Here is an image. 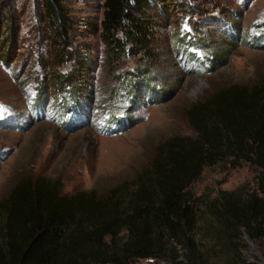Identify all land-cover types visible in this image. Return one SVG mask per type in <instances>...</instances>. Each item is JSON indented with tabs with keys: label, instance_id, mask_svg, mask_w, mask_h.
Listing matches in <instances>:
<instances>
[{
	"label": "rangeland",
	"instance_id": "rangeland-1",
	"mask_svg": "<svg viewBox=\"0 0 264 264\" xmlns=\"http://www.w3.org/2000/svg\"><path fill=\"white\" fill-rule=\"evenodd\" d=\"M40 2L0 0V200L26 176L58 179L62 193H103L133 179L160 142L191 133L190 104L230 84L264 78V0H158L165 17L152 27L146 52L133 50L113 62L103 58L91 27L102 0H61L71 35V53L55 68L63 82L41 66V57L54 54L37 15ZM188 32L197 44L185 43ZM78 76L83 97L71 92ZM254 173L243 162L205 165L189 187L199 210L189 234L211 264H224L225 255L211 235L208 204L221 190L250 192ZM242 238L244 258L263 261L261 242Z\"/></svg>",
	"mask_w": 264,
	"mask_h": 264
},
{
	"label": "trees",
	"instance_id": "trees-1",
	"mask_svg": "<svg viewBox=\"0 0 264 264\" xmlns=\"http://www.w3.org/2000/svg\"><path fill=\"white\" fill-rule=\"evenodd\" d=\"M157 1L102 0L97 25L91 27L107 62L133 50L146 52L152 27L165 17ZM37 15L54 54L41 57V66L63 82L65 76L55 68L71 53L70 20L61 0H41ZM7 17L12 35L10 12ZM8 39L10 46L12 36ZM197 42L188 32L185 43ZM71 55L81 60L79 53ZM72 79L71 92L83 97L81 78ZM43 86L39 82L38 90ZM185 117L189 135L160 142L133 179L103 193H62L58 179L43 176L18 180L0 200V264H133L146 258L211 264L189 234L199 215L189 187L203 166L225 162L247 163L255 172V187L245 193L219 191L207 208L214 221L211 235L225 255L224 264H261L244 258L242 235L260 241L264 249V78L221 88L190 104Z\"/></svg>",
	"mask_w": 264,
	"mask_h": 264
},
{
	"label": "water",
	"instance_id": "water-1",
	"mask_svg": "<svg viewBox=\"0 0 264 264\" xmlns=\"http://www.w3.org/2000/svg\"><path fill=\"white\" fill-rule=\"evenodd\" d=\"M244 237L246 238V235H244ZM247 242H248L249 246H251V242H250L249 240H248ZM259 258H260V263H261V264H264V262L262 261V259H261L260 256H259Z\"/></svg>",
	"mask_w": 264,
	"mask_h": 264
}]
</instances>
